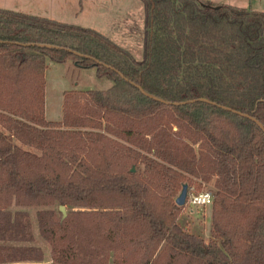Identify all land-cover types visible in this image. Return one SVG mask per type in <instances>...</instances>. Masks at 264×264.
Returning a JSON list of instances; mask_svg holds the SVG:
<instances>
[{
  "label": "trees",
  "instance_id": "trees-1",
  "mask_svg": "<svg viewBox=\"0 0 264 264\" xmlns=\"http://www.w3.org/2000/svg\"><path fill=\"white\" fill-rule=\"evenodd\" d=\"M141 2V60L93 28L0 8V264H264V132L233 112L264 126V11ZM48 59L113 83L64 91L49 121ZM196 179L213 188L207 241L178 221Z\"/></svg>",
  "mask_w": 264,
  "mask_h": 264
},
{
  "label": "rangeland",
  "instance_id": "rangeland-1",
  "mask_svg": "<svg viewBox=\"0 0 264 264\" xmlns=\"http://www.w3.org/2000/svg\"><path fill=\"white\" fill-rule=\"evenodd\" d=\"M51 7L57 2H64L65 10L68 12L71 5L76 8L77 0H42ZM86 6L82 14L77 18L67 16L65 19L69 23L80 24L85 27L110 28L115 37H120L122 42H118L125 47L136 59L142 58V43L144 33V10L141 0H113L112 3L106 0H84ZM211 1L215 4H229L238 7H244L252 11H264V0H203ZM8 2V1H6ZM18 1L6 7H15ZM1 5V4H0ZM104 6V7H103ZM22 9V5L19 6ZM70 14V12H68ZM114 24V25H113ZM141 27V29H140ZM106 36V35H105ZM109 38V37H108ZM116 39V38H114ZM117 41V39H116ZM118 44V45H119ZM45 118L49 121H59L62 115L63 91L80 89H107L112 85V80L106 77H98L96 70L91 68H79L73 65L71 61L58 63L48 59L45 70ZM193 186L197 190H212L211 183L194 180ZM181 189L176 193L179 194ZM174 197V198H175ZM57 213H60L58 204L50 206ZM41 207L24 208L29 212L32 222V232L34 240L32 244L40 246L44 252V259H49V245L40 237L35 219V214ZM14 210L15 207H10ZM69 208H65L67 212ZM211 207H195L193 205H183L179 214V223L187 231L199 234L204 240L209 238L211 227L210 220ZM3 243V242H1ZM7 243V242H5ZM44 264V263H40Z\"/></svg>",
  "mask_w": 264,
  "mask_h": 264
},
{
  "label": "crops",
  "instance_id": "crops-1",
  "mask_svg": "<svg viewBox=\"0 0 264 264\" xmlns=\"http://www.w3.org/2000/svg\"><path fill=\"white\" fill-rule=\"evenodd\" d=\"M6 1H8V2H6ZM16 1H18L19 4L16 3L15 7H6V4L10 5ZM100 1H102V0H100ZM112 1L113 0H106V2H110V3H112ZM64 2L70 3L69 1H63V2H57L56 1L55 5L48 7V5L46 3H44L42 0H0V4H1L0 8L11 9V10H15V11H20V12H24V13H28V14H32V15L47 17V18L55 19V20H58L61 22L69 23L68 21H66L65 18L69 15L70 16L73 15V17L77 18L78 15L83 13L84 8L86 6V2L84 0H77V3H78L77 7L75 8L72 4L70 7V10L68 11V12H70V14H68V12L65 10ZM20 5H22V9H20V7H19ZM70 24H73V23H70ZM76 25H80V24H76ZM80 26H83V25H80ZM93 29H95V30L99 31L100 33L106 35L107 37H109L112 41H114L117 44H119L118 42H122V39L120 37L114 36V33L111 31L110 28L103 27V29H99V28H97V29L93 28ZM140 29H141V27H140ZM114 38H116L117 41ZM121 47H123V46H121ZM123 48H125V47H123Z\"/></svg>",
  "mask_w": 264,
  "mask_h": 264
},
{
  "label": "water",
  "instance_id": "water-1",
  "mask_svg": "<svg viewBox=\"0 0 264 264\" xmlns=\"http://www.w3.org/2000/svg\"><path fill=\"white\" fill-rule=\"evenodd\" d=\"M138 88L139 90L146 96L152 98V99H155V100H160V101H163L161 99H158L157 97L151 95V94H148L147 92H145L141 86L138 85ZM200 101H207L206 99H203V98H200L198 99ZM195 100H190L189 102H194ZM166 104H171L170 102H166ZM183 103H186V102H180V103H177V102H174L173 104L176 105V104H183ZM233 112L237 113V114H240L242 116H245V117H248L250 118L252 121H254L260 128L261 130L264 132V126L254 117L250 116V115H247V114H244V113H241L239 111H235L233 110ZM132 171L134 170V168L131 169ZM187 190H188V185L186 183L182 184L181 186V190L179 192V194L177 195V197L175 198V203L179 206H183L185 205V201H186V196H187ZM59 209L61 212L65 213V206L63 205H60L59 206Z\"/></svg>",
  "mask_w": 264,
  "mask_h": 264
},
{
  "label": "built area",
  "instance_id": "built-area-1",
  "mask_svg": "<svg viewBox=\"0 0 264 264\" xmlns=\"http://www.w3.org/2000/svg\"><path fill=\"white\" fill-rule=\"evenodd\" d=\"M212 199L211 190H197L193 186H188L185 204L195 207H206L212 204Z\"/></svg>",
  "mask_w": 264,
  "mask_h": 264
}]
</instances>
